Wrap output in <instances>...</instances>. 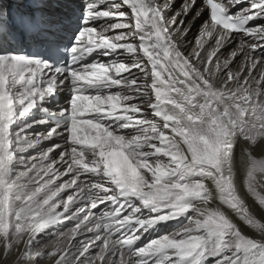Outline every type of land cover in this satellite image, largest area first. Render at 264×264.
I'll use <instances>...</instances> for the list:
<instances>
[{"label": "snow or ice", "instance_id": "1", "mask_svg": "<svg viewBox=\"0 0 264 264\" xmlns=\"http://www.w3.org/2000/svg\"><path fill=\"white\" fill-rule=\"evenodd\" d=\"M63 7L0 4V264H264V218L241 198L229 166L239 135L245 185L264 209V156L254 154L264 144V0H183L178 8L174 0H83L78 19ZM235 32L244 35L225 56ZM14 46L34 54L8 51ZM62 89L70 101L56 112L47 105ZM36 108L56 118L43 133L29 131L50 123L27 121ZM46 141V150L25 155ZM217 200L260 238L213 207ZM82 201L107 207L87 228L94 235L77 239L93 219L78 220ZM182 216L180 231L137 246ZM62 220H77L70 242L57 231L41 246V233ZM253 250L258 260L242 258Z\"/></svg>", "mask_w": 264, "mask_h": 264}, {"label": "bare ground", "instance_id": "2", "mask_svg": "<svg viewBox=\"0 0 264 264\" xmlns=\"http://www.w3.org/2000/svg\"><path fill=\"white\" fill-rule=\"evenodd\" d=\"M71 1L74 5H76L78 10H81V5L83 4V0H68ZM177 0H174V5L176 3ZM11 2H14V0H0V4H3L7 9L8 8H12L13 10L15 9L16 6H25L28 3V0H16L13 5H10ZM66 2V1H65ZM8 3V4H7ZM62 3V0H61ZM183 3V0H182ZM181 3V4H182ZM176 8V7H174ZM178 8V7H177ZM205 15H208V17H204V15L202 16V20H200L197 23V32L199 34V29H200V25L209 18V14L205 13ZM191 19V16H189L186 20V23L188 22V20ZM194 23V22H193ZM197 34V36H198ZM235 40L233 42V44L228 45L225 47V49L223 50L225 53V56L229 55L232 51L233 48H235L237 46V44L239 43V39L241 38V36H243L244 34L241 32H236L233 33ZM197 38V37H196ZM194 38V32L191 31L189 33V36L186 38V48L184 49L185 54L187 55L190 51L192 46H194L195 43V39ZM212 41L209 40V43H211ZM242 57H238L236 61L233 62V69L236 70L238 68L239 65V61ZM102 59H111L110 57L108 58H102ZM65 93H69L67 91V89H62L61 91H59L51 100V103L49 105H47L51 110L58 112L59 109L66 107L67 104L70 101V94L69 96H66ZM62 96V97H61ZM34 115V116H31ZM37 114V115H35ZM28 122H32V121H39L42 119H48L50 121L49 124H37L35 126V128L30 129V132H40L43 133L47 130V128L53 126L55 120L54 117H51L48 113L42 112L39 108L33 109L31 113L28 114V116L26 117ZM131 131V130H129ZM57 143L63 144L62 140H57ZM246 141H244L239 135L235 136L234 138V147L232 149V153H231V160H230V168L231 171L234 175V181L235 184L237 186V189L239 191V194L241 196V198L244 200V202L246 203V205L249 207V209L252 211L253 214H255L258 218H264V209H261V207L259 206L258 202L256 201V199L249 193L246 185H245V179H246V165H245V161L243 159L242 156V152H243V148L246 146ZM52 145V141H46L43 144L39 145L37 148L35 149H31L29 150L28 153H25L26 156H34L37 155L40 151L46 150L48 147H50ZM61 149L57 148L56 152H60ZM254 154L257 156V158H261V156H264V144H259L255 147L254 150ZM52 157L56 158V153H52L51 154ZM167 159V158H165ZM22 170V169H20ZM63 170V169H61ZM63 179H68V177H64ZM92 179H95V177H92ZM259 179V178H258ZM59 183V181H58ZM210 191L213 192V194H218V189L216 188L215 184L212 183L211 180L206 182ZM262 188H264V185L260 186ZM73 194V190L69 189L66 190L64 193H61V196L63 197L64 200H67V197L69 195ZM193 202H197L198 198L196 197H191L190 198ZM84 208V210L80 213L77 214V218L78 220H83L86 216L89 215V212L92 213V220H89L87 224H82L81 225V229H80V233L81 235L77 236V239H86V238H90L92 235H94L93 232H88L87 228L89 227H93L94 226V220L96 218H98L100 216V214L103 212L104 208L107 207V205H98V207L96 209H91L90 206L88 205L87 201H82L81 205ZM213 207L215 206H220L222 208V210L235 222L237 223V225L241 228V231L244 232L245 234L254 237V235L259 236L258 233H256L254 230H252L249 226L245 225L243 221H241L237 216L236 213L234 212V210H232L231 208H228L227 206L221 205L219 203V201H214ZM58 212H62L63 211V205H61L58 209ZM145 214L147 215V211L145 210ZM69 215L68 213H65V216ZM188 215H191V213H189ZM185 217L182 216V219H184ZM77 223V220H62L59 224L54 225L52 227H50L49 229L46 230V233H41L40 235V242H41V246L43 244L46 243H51V242H55L58 238L56 237V233L57 231L59 232H64L67 234V237L65 238L64 242L68 243L70 242V237H71V233H70V229H72L73 227H75ZM171 223H177V221L171 220L168 221L166 223H160L158 225H156L155 227L157 228V230L152 229L150 232L153 234V236L145 242H141V240L138 242L137 246L140 245H146L148 242H150L151 240L155 239V238H159L162 237L164 235H173L176 232L180 231L181 227L178 228V226L171 228L173 225ZM171 224V225H170ZM170 229V230H169ZM255 238V237H254ZM243 259L246 260H252L255 259L253 257V255H248V253H244ZM211 262V261H210ZM209 262V263H210ZM211 264H214V262L212 261Z\"/></svg>", "mask_w": 264, "mask_h": 264}, {"label": "rangeland", "instance_id": "3", "mask_svg": "<svg viewBox=\"0 0 264 264\" xmlns=\"http://www.w3.org/2000/svg\"><path fill=\"white\" fill-rule=\"evenodd\" d=\"M16 0H14V2H15ZM66 1V2H65ZM14 2H11L10 3V5H13V3ZM62 3L64 4V7L63 8H60V9H57V11L58 12H60V13H63V14H71V15H73V17L74 18H76V19H78V16H77V14L80 12L78 9H77V7H76V5H74L71 1H68V0H62ZM181 3H182V0H177L176 1V3H175V5H174V7H179L180 5H181ZM8 4V3H7ZM3 5V4H2ZM3 7L5 8V9H7L4 5H3ZM208 17V15H205L204 14V17ZM200 20H202V16L200 17V18H198L194 23H193V27H192V31L194 32V38H196L197 37V34H198V32H197V23L200 21ZM66 94V96H69V93H65ZM62 97V96H61ZM35 115H37V114H35ZM31 116H34V115H32L31 114ZM181 218L182 217H180V218H178V219H175L176 221H177V223H171L173 226L171 227V228H174V227H176V226H178V228H180V227H182L186 222H187V220H186V218H184V219H182V221H181ZM170 224V225H171ZM154 230H157V228L155 227V229ZM170 230V229H169ZM153 236V234L151 233V232H148V233H145L143 236H142V238H141V242L143 243V242H145V241H148L151 237ZM254 237L255 238H257V239H259L260 237H258V236H256V235H254ZM253 237V238H254ZM245 253H248V255H253V257L255 258V259H259V253L258 252H256L255 250H253V251H249V252H245ZM210 262V261H209ZM212 262V261H211ZM211 262L209 263V264H211Z\"/></svg>", "mask_w": 264, "mask_h": 264}]
</instances>
